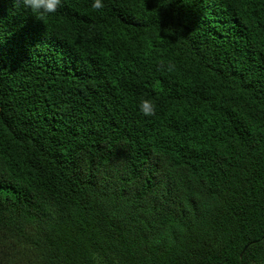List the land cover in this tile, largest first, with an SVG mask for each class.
I'll return each instance as SVG.
<instances>
[{
	"label": "trees",
	"instance_id": "obj_1",
	"mask_svg": "<svg viewBox=\"0 0 264 264\" xmlns=\"http://www.w3.org/2000/svg\"><path fill=\"white\" fill-rule=\"evenodd\" d=\"M90 2L0 0V264H264V0Z\"/></svg>",
	"mask_w": 264,
	"mask_h": 264
},
{
	"label": "clouds",
	"instance_id": "obj_2",
	"mask_svg": "<svg viewBox=\"0 0 264 264\" xmlns=\"http://www.w3.org/2000/svg\"><path fill=\"white\" fill-rule=\"evenodd\" d=\"M25 10L37 19L55 15L63 6L62 0H22ZM90 9L94 13H103L104 0H91ZM139 114L143 118H153L156 115V105L150 98H141L137 103Z\"/></svg>",
	"mask_w": 264,
	"mask_h": 264
}]
</instances>
